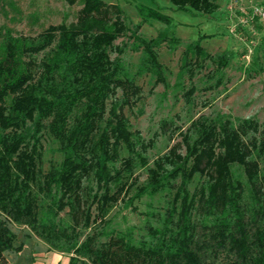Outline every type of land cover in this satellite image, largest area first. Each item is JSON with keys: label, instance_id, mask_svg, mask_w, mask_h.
I'll return each instance as SVG.
<instances>
[{"label": "trees", "instance_id": "16d2710c", "mask_svg": "<svg viewBox=\"0 0 264 264\" xmlns=\"http://www.w3.org/2000/svg\"><path fill=\"white\" fill-rule=\"evenodd\" d=\"M167 1L209 17L219 10L218 0ZM81 2L76 23L49 26L37 37L0 31V264H11L8 252L22 251L14 248L9 222L69 254L70 264H221V258L264 264V130L258 121L201 115L180 145L151 164L154 141L133 131L124 113L141 101L137 79L143 75L154 76L167 96L171 86L158 53L163 45L170 51L184 45L181 89L208 63L216 66L210 78L219 88L230 53L211 55L204 36L186 44L167 30L145 37L144 24H172L158 8L137 5L141 22L131 28L121 6ZM123 37L130 42L116 46ZM127 50L143 55L135 73L122 57ZM196 92L192 84L187 102ZM170 125L164 121L163 131ZM46 136L60 155L48 169ZM139 169L147 173L141 184ZM163 193L170 199L163 212L146 214L145 236L112 227L110 212L123 196L137 213L136 202ZM65 212L68 219L61 217Z\"/></svg>", "mask_w": 264, "mask_h": 264}, {"label": "rangeland", "instance_id": "374dc122", "mask_svg": "<svg viewBox=\"0 0 264 264\" xmlns=\"http://www.w3.org/2000/svg\"><path fill=\"white\" fill-rule=\"evenodd\" d=\"M103 1L121 6L131 28L141 22L137 5L158 8L173 20L168 28L156 21L144 24L140 32L147 38L156 37L165 30L185 44L204 36L202 45L211 55L228 51L231 56L230 64L223 72V84L219 88H214L216 79L210 78L217 73L216 66L208 63L206 69L198 73L192 82L186 78V88L181 89L176 84L184 45L175 51H170L167 45L158 50L159 60L165 66L171 86L167 96H164L165 87L156 85V78L146 74L137 79L142 88L141 101L133 109L124 110L132 130L141 132L145 141H154V146L148 150L151 164L172 147L180 145L181 134L201 115L215 118L225 114L233 118L255 119L261 130H264V18L250 17L256 9H264V0H218L219 10L210 17L198 12L178 11L167 0ZM82 7L81 0H74V3L70 0H0V31L9 29L15 36L37 37L49 26L76 23ZM246 16L251 19L241 24L240 21ZM124 42H130L128 37L119 39L115 45L121 46ZM110 55L112 59L117 57L114 51ZM122 57L126 66L135 73L143 55L127 50ZM192 84L196 86L197 92L187 102L184 93ZM121 97L122 92L118 91L117 98ZM164 121L171 124L167 132L162 128ZM46 137L43 140V161L44 168L48 169L50 162L59 160L60 155L53 139ZM136 176L139 177V184L147 179L144 169H139ZM126 199L123 196L112 208L109 218H112L114 229L132 230L139 239L147 234L146 214L151 211L163 212L170 196L163 193L152 198L144 197L135 204L137 213L131 212V207L126 206ZM61 217L68 219L67 212ZM8 226L16 234L14 248H22V253H7L11 264H55L58 256L63 257V264H70L69 254L50 249L27 226L11 222ZM52 253H56L57 257L52 259ZM221 259V264H226V259Z\"/></svg>", "mask_w": 264, "mask_h": 264}, {"label": "built area", "instance_id": "2783aa9c", "mask_svg": "<svg viewBox=\"0 0 264 264\" xmlns=\"http://www.w3.org/2000/svg\"><path fill=\"white\" fill-rule=\"evenodd\" d=\"M250 17L251 18H254V17H259V18L262 17V18H264V9H256L254 11V13L251 14ZM250 17L246 16V18L245 19H242L240 21V23L241 24H246L251 19Z\"/></svg>", "mask_w": 264, "mask_h": 264}, {"label": "crops", "instance_id": "0c3cea01", "mask_svg": "<svg viewBox=\"0 0 264 264\" xmlns=\"http://www.w3.org/2000/svg\"><path fill=\"white\" fill-rule=\"evenodd\" d=\"M11 252V251H10ZM19 253H22V251L21 252H19ZM57 257V254L56 253H52V255H51V257H52V259H53V257ZM57 260L55 261V264H63V257L62 256H58V258H56ZM20 261V260H19ZM23 264H26V263H24L23 262Z\"/></svg>", "mask_w": 264, "mask_h": 264}]
</instances>
